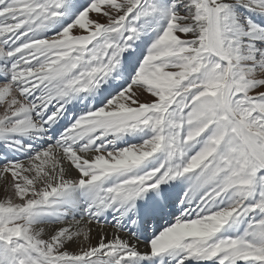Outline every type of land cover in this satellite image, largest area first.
<instances>
[{
	"label": "snow or ice",
	"instance_id": "snow-or-ice-1",
	"mask_svg": "<svg viewBox=\"0 0 264 264\" xmlns=\"http://www.w3.org/2000/svg\"><path fill=\"white\" fill-rule=\"evenodd\" d=\"M0 192V264H264V0H0Z\"/></svg>",
	"mask_w": 264,
	"mask_h": 264
},
{
	"label": "bare ground",
	"instance_id": "bare-ground-1",
	"mask_svg": "<svg viewBox=\"0 0 264 264\" xmlns=\"http://www.w3.org/2000/svg\"><path fill=\"white\" fill-rule=\"evenodd\" d=\"M2 195H3V193L0 192V197H2ZM105 231L108 232V233H111L112 230H111L110 228H107V227H106V228H105ZM93 235L95 236V233H93ZM121 235H123V233H122ZM94 242H95V241H94ZM73 247H75V245H73ZM140 248L143 250V248H144V244H143V243L140 244Z\"/></svg>",
	"mask_w": 264,
	"mask_h": 264
}]
</instances>
